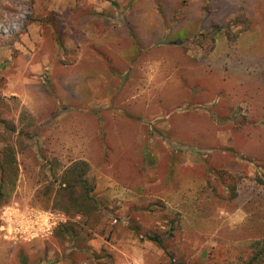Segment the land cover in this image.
I'll return each mask as SVG.
<instances>
[{"label": "rangeland", "instance_id": "1", "mask_svg": "<svg viewBox=\"0 0 264 264\" xmlns=\"http://www.w3.org/2000/svg\"><path fill=\"white\" fill-rule=\"evenodd\" d=\"M86 55H148L145 82L156 55H191L196 84L112 124V86L80 84ZM6 157L0 264H249L264 239V0H0ZM78 161L93 211L79 188L57 192ZM4 214L29 236L1 230Z\"/></svg>", "mask_w": 264, "mask_h": 264}, {"label": "crops", "instance_id": "2", "mask_svg": "<svg viewBox=\"0 0 264 264\" xmlns=\"http://www.w3.org/2000/svg\"><path fill=\"white\" fill-rule=\"evenodd\" d=\"M86 56L90 62L89 64L87 62L82 68L80 84L83 85L84 92L90 93L88 95L91 98H96L93 93L91 94L95 89L94 85L96 87L102 83H109L112 86V124L123 123L127 127L137 124L140 121V118H138L140 114L147 115V111L150 108L154 109V107L161 106L158 103L157 95L163 93L168 84L172 83L173 86L175 85L173 88H176V90L196 84L190 74L192 73L191 70L196 68L195 61L191 62V55H173L175 56L173 59H177V57L180 60L182 58L184 60L188 59V69L182 67V64L177 63L173 59L169 60L166 55H156L153 58L155 60L153 65H155L156 69H153V74L146 82L143 81L142 73L145 67L143 61L148 58V55ZM192 60H194L193 57ZM173 72L175 76H172ZM134 91L141 92L135 94ZM146 93L147 95H145ZM151 93L155 95L151 96ZM106 97L109 96L103 98L101 94L100 98L104 101ZM80 98L81 96L78 100ZM106 103L109 104L110 102L105 101L102 105ZM138 109L140 113L136 112ZM112 134H118V132L112 131Z\"/></svg>", "mask_w": 264, "mask_h": 264}, {"label": "trees", "instance_id": "3", "mask_svg": "<svg viewBox=\"0 0 264 264\" xmlns=\"http://www.w3.org/2000/svg\"><path fill=\"white\" fill-rule=\"evenodd\" d=\"M215 28L220 30V27L215 25ZM14 163L13 159L4 158L3 162L0 165V175L1 180L4 179L3 174H5L6 170ZM88 171V166L85 162L78 161L70 166L64 168L60 174V187L57 192H68L70 195L73 194L75 188H79L81 192V197L74 202L77 203L84 210H95L94 206L90 203V192L92 188L89 186L88 181L85 179V176ZM73 226L70 224L62 225L59 227L58 234L59 235H67L72 231ZM57 234V233H56ZM153 240V239H152ZM155 241V240H154ZM253 253L254 255L250 258L249 264L251 261L253 264H264V239L256 241L253 244Z\"/></svg>", "mask_w": 264, "mask_h": 264}, {"label": "built area", "instance_id": "4", "mask_svg": "<svg viewBox=\"0 0 264 264\" xmlns=\"http://www.w3.org/2000/svg\"><path fill=\"white\" fill-rule=\"evenodd\" d=\"M2 222H3V225L1 226V230H4L5 229V226L4 225H10L12 226V229H13V233L15 234V236L17 235H20V236H29V234L25 235V231H22L23 230V226L19 225L18 222L16 221H12V217H8L6 214H4L2 216ZM37 226V223L33 222V225L32 227H36Z\"/></svg>", "mask_w": 264, "mask_h": 264}]
</instances>
